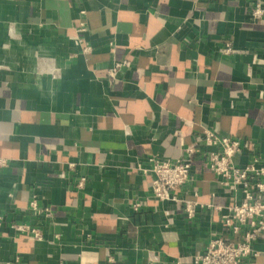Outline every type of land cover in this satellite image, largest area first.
Instances as JSON below:
<instances>
[{"label":"crops","instance_id":"1","mask_svg":"<svg viewBox=\"0 0 264 264\" xmlns=\"http://www.w3.org/2000/svg\"><path fill=\"white\" fill-rule=\"evenodd\" d=\"M257 3L264 7V0H0V264H203L194 257L212 237L240 239L222 214L243 193L220 184L205 158L209 147L191 156L187 148L209 128L254 144L235 155L237 165L254 154L264 160ZM81 11L88 54L71 37ZM151 157L192 161L190 181L174 194L199 201L194 218L182 203L154 196L144 171ZM32 200L50 213H35ZM13 224L36 226L44 238ZM253 247L244 264H264V237Z\"/></svg>","mask_w":264,"mask_h":264},{"label":"built area","instance_id":"2","mask_svg":"<svg viewBox=\"0 0 264 264\" xmlns=\"http://www.w3.org/2000/svg\"><path fill=\"white\" fill-rule=\"evenodd\" d=\"M264 14V7L257 3L254 15L260 17ZM85 11H81V18L77 20L76 33L71 36L75 45L82 54L93 51L92 45L83 35L88 29L87 20L84 18ZM224 51H232L230 45H226ZM129 62L116 64L109 70V75L114 76L116 70ZM59 73V70L53 72ZM200 145L209 147L205 152V158L210 169L219 177L223 187L231 188L234 191L241 190L243 200L227 207V212L222 214L226 229L233 235H239V240L231 237L214 236L204 252L194 257L196 262L203 264H244L247 260L256 255L253 244L258 238L264 237V160L259 154H254L251 161L241 167L234 161L235 155L242 147L250 148L254 144L228 136H223L216 131L204 128L199 142L187 148L191 156L197 152ZM150 167L144 169L152 174V192L158 200H170L180 202L183 205L184 213L188 219L196 215L200 204L196 199L180 198L174 194L179 187L188 183L191 179L192 161L190 159H178L175 161L163 160L157 157L149 159ZM5 160L0 158V166L5 165ZM73 166V164H71ZM85 178H80L78 187L82 188ZM135 202V208L140 206ZM207 207H214L221 210L219 204H206ZM30 208L37 214H49L48 207L40 206L35 200L30 202ZM14 229L26 233L35 241L43 240V232L40 228L30 224H13Z\"/></svg>","mask_w":264,"mask_h":264}]
</instances>
